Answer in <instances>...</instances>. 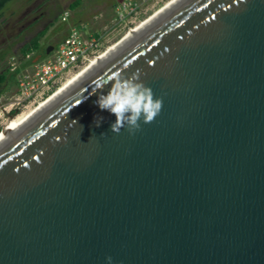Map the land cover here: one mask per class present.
I'll use <instances>...</instances> for the list:
<instances>
[{
    "label": "water",
    "instance_id": "95a60500",
    "mask_svg": "<svg viewBox=\"0 0 264 264\" xmlns=\"http://www.w3.org/2000/svg\"><path fill=\"white\" fill-rule=\"evenodd\" d=\"M138 69L161 112L113 133ZM109 256L264 264V0L177 1L0 142V264Z\"/></svg>",
    "mask_w": 264,
    "mask_h": 264
},
{
    "label": "rangeland",
    "instance_id": "374dc122",
    "mask_svg": "<svg viewBox=\"0 0 264 264\" xmlns=\"http://www.w3.org/2000/svg\"><path fill=\"white\" fill-rule=\"evenodd\" d=\"M71 1L12 0L9 2L0 17V70L8 66L9 68H18V71H20L27 65L25 63L26 59L17 53V49L22 42L28 40L36 31L45 26L47 27L39 41L41 48L43 45H51L59 40L60 35L65 30L70 29L74 21L83 25L82 30L85 35L93 33L100 35L98 49L94 55L96 57L124 36L130 28L135 27L169 0H131L139 4L136 13L127 18L126 21L116 24H114L116 22L115 7L119 0H80L79 5L74 10H69L68 4ZM40 56H42V53ZM94 57L90 58V61ZM90 61L66 75L60 86L68 78L85 68ZM16 76L17 74L14 75L15 79ZM15 91L16 82L7 80L0 85L1 100L3 102L9 101ZM36 105L21 110L25 112ZM12 119L7 121L5 125Z\"/></svg>",
    "mask_w": 264,
    "mask_h": 264
},
{
    "label": "built area",
    "instance_id": "2783aa9c",
    "mask_svg": "<svg viewBox=\"0 0 264 264\" xmlns=\"http://www.w3.org/2000/svg\"><path fill=\"white\" fill-rule=\"evenodd\" d=\"M139 4L131 0H119L115 7L116 23L132 17ZM64 18V17H62ZM79 27L72 26L68 33L44 56L31 60L16 76V91L9 101L0 98V128L7 121L22 113L23 108L38 104L61 84L66 75L83 66L94 57L100 35H85ZM29 54L24 56L27 59ZM14 67H11L13 69ZM15 114L11 115L10 111ZM0 129V130H1Z\"/></svg>",
    "mask_w": 264,
    "mask_h": 264
},
{
    "label": "clouds",
    "instance_id": "9594fccd",
    "mask_svg": "<svg viewBox=\"0 0 264 264\" xmlns=\"http://www.w3.org/2000/svg\"><path fill=\"white\" fill-rule=\"evenodd\" d=\"M39 57V56H38ZM111 87L106 95L100 94L95 101L101 110H107L115 115V122L111 124V131L119 134L121 129L127 126L130 134L139 130L143 123H151L161 112L163 100L154 99V93L150 87H146L140 81V70L130 76L114 74L111 77ZM103 117H97L96 124L99 126ZM106 134L101 133V136ZM111 264L112 258H106Z\"/></svg>",
    "mask_w": 264,
    "mask_h": 264
},
{
    "label": "bare ground",
    "instance_id": "6f19581e",
    "mask_svg": "<svg viewBox=\"0 0 264 264\" xmlns=\"http://www.w3.org/2000/svg\"><path fill=\"white\" fill-rule=\"evenodd\" d=\"M179 0H169L160 8H158L154 13L145 18L135 27L130 28L129 31L122 36L121 39L116 41L113 45H110L104 52L94 57L88 65L85 66L80 72L76 73L72 77L68 78L60 87H58L55 91H53L49 97L38 102V104L31 108L28 111L22 112L17 115L14 119L8 122L3 126L1 134H0V142L3 141L7 136H9L12 132H14L18 127H20L23 123H25L28 119H30L34 114L40 111L43 107H45L48 103H50L53 99H55L58 95H60L63 91H65L68 87H70L73 83L79 80L82 76H84L87 72H89L92 68L98 65L101 61H103L108 55H110L113 51L118 49L123 43L128 41L131 37L136 35L143 27H145L149 22H151L158 15L163 13L166 9L172 7Z\"/></svg>",
    "mask_w": 264,
    "mask_h": 264
},
{
    "label": "trees",
    "instance_id": "16d2710c",
    "mask_svg": "<svg viewBox=\"0 0 264 264\" xmlns=\"http://www.w3.org/2000/svg\"><path fill=\"white\" fill-rule=\"evenodd\" d=\"M11 1L12 0H0V17L2 15V11L5 8V6ZM79 3H80V0H72L68 4V9L74 10L79 5ZM80 25L81 24L76 21L72 23V26L79 27ZM46 30H47V27L45 26L42 29L36 31L28 40L22 42V44L18 47L17 53H19L21 57H24L26 54H29V57L25 60L26 64L30 63V61L37 54H39V57H41L40 56L41 53H42V56L45 55L44 51L40 49L39 41H40V38L44 35ZM68 30H65L60 35L59 40L51 44L52 47H54L68 33ZM93 35L97 36L96 33H93ZM18 70H19L18 68L11 69L8 66H5L3 69H1L0 70V85H2L7 80H13V82H16L14 75L19 72ZM10 114L14 115L15 111L14 110L10 111Z\"/></svg>",
    "mask_w": 264,
    "mask_h": 264
},
{
    "label": "flooded vegetation",
    "instance_id": "af4514ba",
    "mask_svg": "<svg viewBox=\"0 0 264 264\" xmlns=\"http://www.w3.org/2000/svg\"><path fill=\"white\" fill-rule=\"evenodd\" d=\"M46 46L47 45H43L40 49L44 51V49H45Z\"/></svg>",
    "mask_w": 264,
    "mask_h": 264
},
{
    "label": "crops",
    "instance_id": "0c3cea01",
    "mask_svg": "<svg viewBox=\"0 0 264 264\" xmlns=\"http://www.w3.org/2000/svg\"><path fill=\"white\" fill-rule=\"evenodd\" d=\"M35 57H36V55L34 56V58H35ZM34 58H33V59H34Z\"/></svg>",
    "mask_w": 264,
    "mask_h": 264
}]
</instances>
